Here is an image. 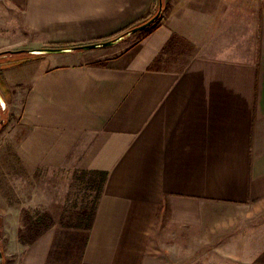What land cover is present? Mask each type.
Listing matches in <instances>:
<instances>
[{"label":"crops","instance_id":"1","mask_svg":"<svg viewBox=\"0 0 264 264\" xmlns=\"http://www.w3.org/2000/svg\"><path fill=\"white\" fill-rule=\"evenodd\" d=\"M158 8L0 0V54L110 40ZM96 51L0 57V184L107 173L78 264H264V0H161L135 45Z\"/></svg>","mask_w":264,"mask_h":264},{"label":"rangeland","instance_id":"2","mask_svg":"<svg viewBox=\"0 0 264 264\" xmlns=\"http://www.w3.org/2000/svg\"><path fill=\"white\" fill-rule=\"evenodd\" d=\"M156 13L157 10L148 19L127 29L130 30L145 23ZM145 30L125 37L111 47L99 49L93 53L95 55L93 59L101 63L108 62V59L127 47L135 45ZM122 33L124 32L116 34L113 38ZM187 52L188 50L183 49L181 54L175 57V63L171 67H181L188 57ZM6 118L0 112V125L6 122ZM96 182L98 178L87 171L54 170L38 174L35 196L31 194L33 191L28 190L33 188V181L32 184H29L27 180L16 183L13 181V176H10L5 185L0 184V193L7 197V203L12 204L2 208L0 214L2 264H17L21 248L28 246L45 231H50L52 234V244L45 264H78L96 202ZM24 194L26 200L21 198Z\"/></svg>","mask_w":264,"mask_h":264},{"label":"water","instance_id":"3","mask_svg":"<svg viewBox=\"0 0 264 264\" xmlns=\"http://www.w3.org/2000/svg\"><path fill=\"white\" fill-rule=\"evenodd\" d=\"M160 14H161V0H159L158 11L152 18H150L148 21H146L145 23L139 26H136L134 28H131L130 30H127L126 32L118 35L117 37L113 39L101 41L97 43H92V44L80 45V46L59 47V48H35V49H30V50H21L17 52H24V55H29V56H41V55H60V54H68L74 51H92V50L108 48V47H111L119 43L125 37H129L132 34H135L141 30L146 29L159 18ZM17 52H8V53H17ZM4 56H7V55H4ZM0 108H1V112L5 113L6 103L4 102L1 94H0ZM0 264H2L1 254H0Z\"/></svg>","mask_w":264,"mask_h":264},{"label":"trees","instance_id":"4","mask_svg":"<svg viewBox=\"0 0 264 264\" xmlns=\"http://www.w3.org/2000/svg\"><path fill=\"white\" fill-rule=\"evenodd\" d=\"M128 29L124 30L123 32H126ZM4 55H24V52H17V53H3V54H0V57L1 56H4ZM89 174L91 175H94L98 178V182L97 183V197H96V202H95V206H94V209H93V213H94V210L96 209V205H97V202L99 200V197H100V194H101V191H102V187L104 185V182L106 180V177H107V173L106 172H102V171H95V172H89ZM93 216V214H92ZM92 219V217H91ZM90 225H91V220H90V224L88 226V229L90 228Z\"/></svg>","mask_w":264,"mask_h":264},{"label":"built area","instance_id":"5","mask_svg":"<svg viewBox=\"0 0 264 264\" xmlns=\"http://www.w3.org/2000/svg\"><path fill=\"white\" fill-rule=\"evenodd\" d=\"M0 112H1V108H0Z\"/></svg>","mask_w":264,"mask_h":264}]
</instances>
